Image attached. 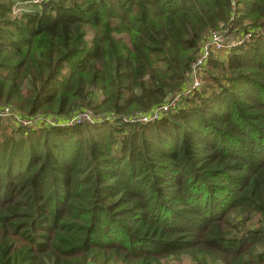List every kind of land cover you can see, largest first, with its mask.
<instances>
[{
	"label": "trees",
	"instance_id": "1",
	"mask_svg": "<svg viewBox=\"0 0 264 264\" xmlns=\"http://www.w3.org/2000/svg\"><path fill=\"white\" fill-rule=\"evenodd\" d=\"M214 29L251 40L208 59L210 90L128 123L187 85ZM9 96L95 115L0 137V264H264V0H0Z\"/></svg>",
	"mask_w": 264,
	"mask_h": 264
},
{
	"label": "built area",
	"instance_id": "2",
	"mask_svg": "<svg viewBox=\"0 0 264 264\" xmlns=\"http://www.w3.org/2000/svg\"><path fill=\"white\" fill-rule=\"evenodd\" d=\"M31 2L38 3L41 0H30ZM251 40V34L248 32H241L239 34H225L222 31L210 30L206 35V38L202 41L199 49V53L196 58L190 64L189 80L187 85L176 94L168 97L161 103L155 105L149 111L144 113H132L126 116L128 123H149L154 122L166 115L169 112H174L180 106L183 98L189 97L194 91L198 90L201 86L203 69L206 67V63L211 56H218L225 58L229 51L234 47ZM8 108H0V116H6L12 114ZM65 121V124L74 125L83 121L92 122L93 114L85 109L78 111L76 114H69L65 117L61 115H55L51 117H44L41 122L53 123L56 121ZM60 121V122H61ZM22 126H30L36 123V119L32 117H23L17 121ZM40 122V120H39ZM44 125V124H43Z\"/></svg>",
	"mask_w": 264,
	"mask_h": 264
},
{
	"label": "rangeland",
	"instance_id": "3",
	"mask_svg": "<svg viewBox=\"0 0 264 264\" xmlns=\"http://www.w3.org/2000/svg\"><path fill=\"white\" fill-rule=\"evenodd\" d=\"M24 6H25L24 4H20L19 2H16L13 5L12 14L14 15V14L20 12L23 9ZM214 30L220 31L219 29H214ZM241 32L242 31L238 30V31H235V32L231 33L230 35L239 34ZM91 38H92V34H91L90 31H88V33L86 35V39L90 40ZM204 74L205 73L203 72L202 80H201V86H200V88L198 90H196L199 93H203L204 89H209L210 90L209 85H206V83L204 81ZM24 105L25 104L23 103L22 100L16 99L15 97L12 98L10 96H9L8 104L0 103V108L1 109L8 108V110L11 111V112H12L13 109L18 111L16 113L8 114L6 116L5 115L4 116H0V137L7 136V134H11V135H9V139H16L20 135V133L17 130L19 128H21L22 125H20L17 121L19 119L23 118V117H29V115H31V114H29L27 109L24 107ZM79 108L85 109V110L89 111L90 114L92 113L93 115H95V112L93 113L92 109L89 106L84 105L83 107H79ZM44 113L48 114V117L56 115V114H54L53 111H50V112L46 111ZM129 113H131V112H129ZM132 113H135V112H132ZM69 114H70V112H69ZM45 116L46 115L42 114L41 112L30 116L33 119H36V123H33L30 126H23L24 127L23 129H32L34 127L36 128V126H38L40 124L41 119L44 118ZM125 118H126V116H125ZM39 120H40V122H39ZM83 122H86V121H83ZM86 123H88V122H86ZM89 123H91V122H89ZM162 262L164 264H191L192 261L188 258V256L182 255V256H179V257H175V256L166 257V258H164L162 260Z\"/></svg>",
	"mask_w": 264,
	"mask_h": 264
}]
</instances>
